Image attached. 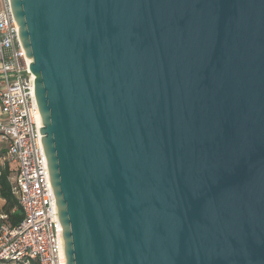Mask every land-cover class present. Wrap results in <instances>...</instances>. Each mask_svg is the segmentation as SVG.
<instances>
[{
    "label": "water",
    "instance_id": "water-1",
    "mask_svg": "<svg viewBox=\"0 0 264 264\" xmlns=\"http://www.w3.org/2000/svg\"><path fill=\"white\" fill-rule=\"evenodd\" d=\"M66 264H264V0H10Z\"/></svg>",
    "mask_w": 264,
    "mask_h": 264
},
{
    "label": "built area",
    "instance_id": "built-area-1",
    "mask_svg": "<svg viewBox=\"0 0 264 264\" xmlns=\"http://www.w3.org/2000/svg\"><path fill=\"white\" fill-rule=\"evenodd\" d=\"M31 61L11 1L0 0V141L7 146L4 161L13 169L10 191L23 211L15 225L0 211V264H66Z\"/></svg>",
    "mask_w": 264,
    "mask_h": 264
},
{
    "label": "trees",
    "instance_id": "trees-1",
    "mask_svg": "<svg viewBox=\"0 0 264 264\" xmlns=\"http://www.w3.org/2000/svg\"><path fill=\"white\" fill-rule=\"evenodd\" d=\"M6 150V144L0 148V197L4 200L0 211L7 213L11 224L15 225L22 220L23 211L10 191L9 176L13 169L4 161Z\"/></svg>",
    "mask_w": 264,
    "mask_h": 264
},
{
    "label": "rangeland",
    "instance_id": "rangeland-1",
    "mask_svg": "<svg viewBox=\"0 0 264 264\" xmlns=\"http://www.w3.org/2000/svg\"><path fill=\"white\" fill-rule=\"evenodd\" d=\"M5 145L4 141H0V148L3 147ZM2 203L4 204V201H2Z\"/></svg>",
    "mask_w": 264,
    "mask_h": 264
},
{
    "label": "bare ground",
    "instance_id": "bare-ground-1",
    "mask_svg": "<svg viewBox=\"0 0 264 264\" xmlns=\"http://www.w3.org/2000/svg\"><path fill=\"white\" fill-rule=\"evenodd\" d=\"M39 123H40V125L42 124L40 113H39Z\"/></svg>",
    "mask_w": 264,
    "mask_h": 264
},
{
    "label": "crops",
    "instance_id": "crops-1",
    "mask_svg": "<svg viewBox=\"0 0 264 264\" xmlns=\"http://www.w3.org/2000/svg\"><path fill=\"white\" fill-rule=\"evenodd\" d=\"M2 201H4V200L0 197V204H1V205L3 204Z\"/></svg>",
    "mask_w": 264,
    "mask_h": 264
}]
</instances>
